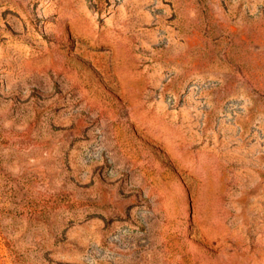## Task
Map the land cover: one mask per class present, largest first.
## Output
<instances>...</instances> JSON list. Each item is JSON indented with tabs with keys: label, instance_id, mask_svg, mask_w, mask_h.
I'll return each mask as SVG.
<instances>
[{
	"label": "rangeland",
	"instance_id": "obj_1",
	"mask_svg": "<svg viewBox=\"0 0 264 264\" xmlns=\"http://www.w3.org/2000/svg\"><path fill=\"white\" fill-rule=\"evenodd\" d=\"M0 264H264V0H0Z\"/></svg>",
	"mask_w": 264,
	"mask_h": 264
}]
</instances>
